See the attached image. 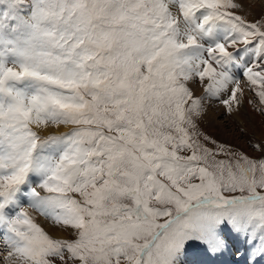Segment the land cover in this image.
Segmentation results:
<instances>
[{
  "label": "snow or ice",
  "instance_id": "6c2138e0",
  "mask_svg": "<svg viewBox=\"0 0 264 264\" xmlns=\"http://www.w3.org/2000/svg\"><path fill=\"white\" fill-rule=\"evenodd\" d=\"M245 7L0 0V264H180L225 229L264 259V140L200 128L213 103L264 115Z\"/></svg>",
  "mask_w": 264,
  "mask_h": 264
},
{
  "label": "rangeland",
  "instance_id": "374dc122",
  "mask_svg": "<svg viewBox=\"0 0 264 264\" xmlns=\"http://www.w3.org/2000/svg\"><path fill=\"white\" fill-rule=\"evenodd\" d=\"M251 1L259 2L260 5H263V8H260V11L257 12L256 14L247 16V18L250 20L256 19L261 14H264V0H251ZM211 108L212 110L211 109H208V110L212 111L211 113L213 114L215 118L213 119L214 121L211 123V121H207L205 119V115H204V117L200 121V128L203 132L211 135L213 138H215L219 142L228 144L234 149L242 151L249 156L257 157L260 155L258 152L253 150L250 142L255 143V142L264 140V115H261L259 112L255 111L251 105L245 104V107H243L241 111L237 113V115L242 114L243 113L242 111L247 109L248 112L251 114V117L249 119H245L246 114L244 115L243 113V115H241V117H238V118L240 119L244 118L245 120L242 119V124H239L236 121L237 117L234 116L236 115V113L233 115H228L224 112V110L219 105L212 104ZM213 108L215 109V111H213L214 110ZM227 230L229 229H225V231L222 233V236L226 240V247L228 248V252L235 254L237 250L239 249L241 242L242 243L245 242V238L240 236L241 241H237V244L235 245V240L238 239L236 236H238V234L229 230L226 236L225 232ZM242 246L244 247V249H246L247 247H249V244L245 242L244 244H242ZM207 247L208 246L203 243H199V242L192 243L188 246L184 254H186L189 251L197 252V251H200V249H202L203 254H206L207 256L213 255L209 247L208 248ZM222 250L225 251L224 248ZM234 254H233V259H234ZM224 259L229 264L230 261L229 259H227V256H225ZM232 264H237V262L234 261L232 262Z\"/></svg>",
  "mask_w": 264,
  "mask_h": 264
},
{
  "label": "bare ground",
  "instance_id": "6f19581e",
  "mask_svg": "<svg viewBox=\"0 0 264 264\" xmlns=\"http://www.w3.org/2000/svg\"><path fill=\"white\" fill-rule=\"evenodd\" d=\"M245 3H246V7L243 11V14L245 16H251L253 14H256L257 12L260 11V8H263V5H260V3L257 1L252 2L251 0H245ZM213 105H217V104L213 103ZM208 109L212 110L211 107H209ZM208 109H207V112L205 114V119L207 121H211V123H212L214 121L213 119L215 117L211 113L212 111H210ZM213 111H215V109ZM242 112L244 113V115L246 114L245 119H249L251 117V114L248 112L247 109L243 110ZM243 113L238 114V115L236 113V115H234L235 117H237L236 121L239 124H242V119L245 120L244 118H242V119L238 118V117H241V115H243ZM229 230H227L225 232L226 236H227ZM240 236L241 235H239V234H238V236H236L238 239L236 238L237 240H235V245L237 244V241H241ZM231 238H232V236H231ZM244 243L241 242V245L239 246V249H238L239 251H237L235 254L233 253L234 259H233V254L229 253L228 248L226 247V248H224L225 251H223V250H219L216 252L211 251V253L213 254L211 256H207L206 254H203L202 249H200V251H197V252H190L189 251L180 258V263H182V264H228V262L224 259V257L227 256V259H229V261L231 262V263L229 262V264H232V262H234V261H236L237 264H250V258H249L248 250H247V249H249L250 246L247 247L246 249H244V247L242 246V244H244ZM238 245H239V243H238ZM257 264H264V259H258Z\"/></svg>",
  "mask_w": 264,
  "mask_h": 264
}]
</instances>
